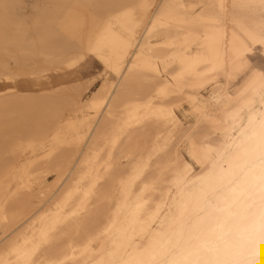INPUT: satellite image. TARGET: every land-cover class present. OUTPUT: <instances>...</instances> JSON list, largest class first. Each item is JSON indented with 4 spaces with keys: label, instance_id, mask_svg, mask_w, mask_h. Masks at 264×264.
<instances>
[{
    "label": "bare ground",
    "instance_id": "1",
    "mask_svg": "<svg viewBox=\"0 0 264 264\" xmlns=\"http://www.w3.org/2000/svg\"><path fill=\"white\" fill-rule=\"evenodd\" d=\"M259 58L264 0H0V264H264Z\"/></svg>",
    "mask_w": 264,
    "mask_h": 264
},
{
    "label": "rangeland",
    "instance_id": "2",
    "mask_svg": "<svg viewBox=\"0 0 264 264\" xmlns=\"http://www.w3.org/2000/svg\"><path fill=\"white\" fill-rule=\"evenodd\" d=\"M259 65H264V61L259 58L256 61ZM102 71L100 70V67L95 61H92L86 69L82 72V78L77 82L78 85H87L91 84V86H98L100 84L101 80V74ZM185 110H182L180 115H183V112H186L187 108H184ZM53 176L50 175L49 179L52 180Z\"/></svg>",
    "mask_w": 264,
    "mask_h": 264
}]
</instances>
